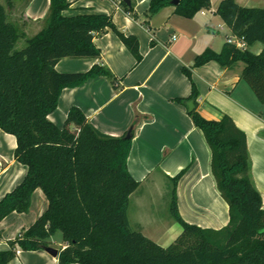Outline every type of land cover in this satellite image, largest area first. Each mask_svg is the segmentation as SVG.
<instances>
[{"label":"trees","instance_id":"1","mask_svg":"<svg viewBox=\"0 0 264 264\" xmlns=\"http://www.w3.org/2000/svg\"><path fill=\"white\" fill-rule=\"evenodd\" d=\"M0 4V130L16 137L15 159L27 169L23 181L0 200V223L14 212L27 213L34 192L41 189L48 201L45 212L25 232L9 241L10 250L0 252V264H8L23 251L49 246L62 234L65 249L59 264H264V208L261 193L251 175L252 163L247 137L232 118H204L198 111L197 87L192 69L216 62L233 69L244 64L241 79L264 104V7H244L223 0L216 13L246 49L225 44L220 52L205 50L183 74L192 83L189 112L211 149V168L221 197L229 206V225L221 230L189 224L178 212L177 187L187 169L171 179L170 213L182 234L163 248L131 229L128 209L140 183L130 174L128 159L132 139L101 133L84 112L73 106L62 128L49 116L58 109L66 88H77L100 77L117 80L109 68L94 65L87 72L62 73L56 65L64 58L97 59L102 55L94 43L96 34L113 31L136 61H142L138 39L118 30L109 15L82 14L67 17V0H50L46 25L16 50L21 39L8 11L21 0ZM128 12V6L121 0ZM174 0H151L148 16L155 15ZM211 8V0H179L174 13L192 19ZM263 45L259 54L251 51ZM136 117L133 127L136 126Z\"/></svg>","mask_w":264,"mask_h":264},{"label":"crops","instance_id":"2","mask_svg":"<svg viewBox=\"0 0 264 264\" xmlns=\"http://www.w3.org/2000/svg\"><path fill=\"white\" fill-rule=\"evenodd\" d=\"M67 1L70 4L64 12L67 17L111 16L119 31L138 39L142 61H136L113 31L96 34L94 43L102 52L100 58H64L56 65V70L80 73L101 64L110 69L116 85L100 77L80 87L64 89L58 109L49 119L62 128L69 110L76 106L101 133L122 137L139 116L133 127L128 159L130 174L140 183L130 198L128 209L132 230L163 248L182 234V226L174 221L169 210L171 179L184 169L187 171L177 187L178 212L182 219L203 229L226 228L230 221L229 206L217 189L211 168V149L190 117L186 102L176 101L192 94V83L182 68H190L209 48L216 52L222 50H216L213 34L223 30L222 19L216 13L223 0H211V8L192 19L176 15L175 6L148 16L151 0H131L132 12L125 9L121 0ZM50 3V0H21L14 13L21 14L23 27L28 25L34 29L32 35L35 36L46 25ZM5 7L7 9V1ZM23 32L20 35L25 41L33 37L28 31ZM255 47L258 48L256 54L263 49L261 44ZM243 68V63L228 69L212 61L192 69V80L199 94L198 111L204 118L220 120L228 115L245 132L252 180L262 195L264 208V104L252 89L243 85ZM16 147V137L0 130V200L27 174L26 167L15 159ZM47 207L43 191L37 189L27 213L14 212L6 217L0 223V252L10 250L9 241L27 231ZM48 247L58 252L65 249L62 234L52 237ZM16 251V257L8 264H59L58 256L53 257L45 249L23 251L17 246Z\"/></svg>","mask_w":264,"mask_h":264},{"label":"rangeland","instance_id":"3","mask_svg":"<svg viewBox=\"0 0 264 264\" xmlns=\"http://www.w3.org/2000/svg\"><path fill=\"white\" fill-rule=\"evenodd\" d=\"M238 1H240V3L242 5L247 6V7H264V0H252V1L251 0H238ZM0 3L5 6L6 0H0ZM203 11L207 12V10H203ZM203 11H201V13ZM9 15H11V16H9L10 21L13 22L17 26L19 33H24L23 31L26 30V31H28V35H30V37L33 36L32 34L35 32L34 29L29 28L28 25L23 27V25H22L23 18L21 17V14H15L14 11L13 12L9 11ZM220 24L225 26V23L223 21ZM224 26H223L222 31H220L216 34H213L216 36L214 41H215V46H216L217 51H220L222 49V47L226 44V36L230 35L228 28L226 26L225 27ZM25 46H26V41L23 37L16 43L15 49L16 50H22L23 48H25ZM257 50H258L257 47L251 48V51H253V52H256ZM242 83H243V85H245V87H247L248 89H251L245 81H243ZM252 93H253V91H252ZM59 111L60 110H58V112H57L58 116L60 115ZM57 236L61 237V233H57Z\"/></svg>","mask_w":264,"mask_h":264},{"label":"water","instance_id":"4","mask_svg":"<svg viewBox=\"0 0 264 264\" xmlns=\"http://www.w3.org/2000/svg\"><path fill=\"white\" fill-rule=\"evenodd\" d=\"M124 2L130 6L131 5V1L130 0H124ZM179 4V0H174L172 1V5L173 6H177ZM186 105L188 107V111L191 112L194 110L195 108V104H194V100H190L186 102ZM133 137V131L132 128L127 132V134L125 135L126 139H131ZM45 251L47 253H49L50 255H52L53 257H57L59 255V252L57 249H54L52 247H46Z\"/></svg>","mask_w":264,"mask_h":264},{"label":"built area","instance_id":"5","mask_svg":"<svg viewBox=\"0 0 264 264\" xmlns=\"http://www.w3.org/2000/svg\"><path fill=\"white\" fill-rule=\"evenodd\" d=\"M202 13L204 14L205 12L203 11ZM226 43L236 47L237 49H246L247 48L244 40L238 38L237 36H234L231 31H230V35L226 36Z\"/></svg>","mask_w":264,"mask_h":264}]
</instances>
